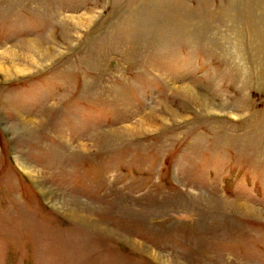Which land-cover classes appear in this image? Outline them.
Masks as SVG:
<instances>
[{
  "label": "rangeland",
  "instance_id": "1",
  "mask_svg": "<svg viewBox=\"0 0 264 264\" xmlns=\"http://www.w3.org/2000/svg\"><path fill=\"white\" fill-rule=\"evenodd\" d=\"M0 264H264V0H0Z\"/></svg>",
  "mask_w": 264,
  "mask_h": 264
}]
</instances>
